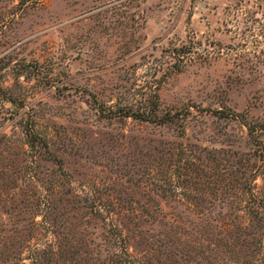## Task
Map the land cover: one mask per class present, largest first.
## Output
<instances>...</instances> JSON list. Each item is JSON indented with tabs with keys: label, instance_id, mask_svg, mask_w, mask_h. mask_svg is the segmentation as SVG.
Masks as SVG:
<instances>
[{
	"label": "rangeland",
	"instance_id": "374dc122",
	"mask_svg": "<svg viewBox=\"0 0 264 264\" xmlns=\"http://www.w3.org/2000/svg\"><path fill=\"white\" fill-rule=\"evenodd\" d=\"M261 257L264 0H0V264Z\"/></svg>",
	"mask_w": 264,
	"mask_h": 264
},
{
	"label": "trees",
	"instance_id": "16d2710c",
	"mask_svg": "<svg viewBox=\"0 0 264 264\" xmlns=\"http://www.w3.org/2000/svg\"><path fill=\"white\" fill-rule=\"evenodd\" d=\"M180 50L182 51V52H186L185 50L183 51V49L182 48H180ZM155 105H152L151 106V108H150V111H148L147 113H145V114H141V113H139L138 115H136V114H134V113H132V112H128V111H126L125 113H127V114H125V115H131V116H133V117H139L140 119H142V120H145V121H149V122H154V123H158V124H160V123H165V122H170V123H172L173 121H175L174 119H173V117L175 116V114H173V115H171L170 114V112H165V113H163V114H160V115H158V113L156 112V110H155ZM128 113H130V114H128ZM218 113H220V114H222L223 113V111L222 110H219V112ZM233 116H236L237 114L236 113H234V114H232ZM258 126V127H257ZM256 127L257 128H259V129H261V126L260 125H257V124H255V123H248L247 122V128H249V132H254V131H256L257 129H256ZM257 214V213H256ZM236 218H238V216L236 217ZM254 218H257V220H262V216H255ZM232 222V221H231ZM231 222H229V223H231ZM228 224V222L226 223V225ZM228 228H226V226L224 227V230H227ZM252 238V241H254V239L256 238V237H254V236H252L251 237ZM264 257H261L260 258V260H259V262L258 263H256V262H254L253 264H264Z\"/></svg>",
	"mask_w": 264,
	"mask_h": 264
}]
</instances>
